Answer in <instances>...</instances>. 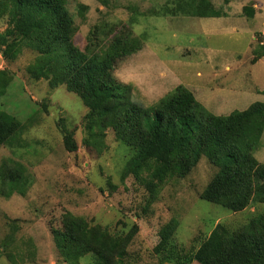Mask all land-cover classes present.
Here are the masks:
<instances>
[{
    "label": "rangeland",
    "instance_id": "1",
    "mask_svg": "<svg viewBox=\"0 0 264 264\" xmlns=\"http://www.w3.org/2000/svg\"><path fill=\"white\" fill-rule=\"evenodd\" d=\"M163 1L111 0L114 8L110 9L97 0H70L68 9L79 26L75 42L83 45L88 31L99 22L119 28L134 6L140 16L132 32L144 44L114 73L119 82L131 87L132 100L152 105L184 85L214 115L243 111L255 102L264 104L260 92L264 90V57L250 63L256 34L262 35L264 44V0H234L228 5L212 0L226 14L219 18L142 16ZM79 5L87 8L84 22L78 16ZM247 5L255 8L252 18L242 13ZM5 28L0 20V31ZM31 57L29 50H23L15 62L5 65L0 55V69L14 73L0 96V111L14 116L22 127L18 143L0 147V164L6 159L21 163L28 183L24 196H0V241L10 234L11 221L18 227L11 246L0 255V264H66L51 234V226L59 227L65 211L93 219L113 233L122 228L118 222L136 224L138 232L127 254L131 264H159L153 247L158 231L171 219L178 223L171 243L188 255L216 224L234 228L264 213L263 203L232 213L201 200L200 192L216 172L205 157L184 179L164 184L157 201L146 206L148 193L143 185L131 176L120 180L126 147L108 130L100 153L86 148V108L63 86L50 90L46 81L29 79L25 68ZM59 125L74 133L76 152L64 149ZM254 157L264 162V132ZM91 263L89 255L80 259V264Z\"/></svg>",
    "mask_w": 264,
    "mask_h": 264
},
{
    "label": "trees",
    "instance_id": "2",
    "mask_svg": "<svg viewBox=\"0 0 264 264\" xmlns=\"http://www.w3.org/2000/svg\"><path fill=\"white\" fill-rule=\"evenodd\" d=\"M69 1L1 0L0 20L6 24L0 31L3 63L11 64L23 50H29L32 57L25 68L29 79L46 81L50 90L63 86L78 97L86 108L83 145L100 153L105 148L106 133L111 130L116 142L126 147V162L118 173L120 180L131 176L143 185L148 193L146 206L157 201L159 190L169 180L188 176L201 157L216 170L200 192L201 200L232 213L264 204V162L254 157L264 132V104L255 102L243 111L214 115L184 85H178L152 105L132 100L131 87L119 82L114 73L143 47V39L132 32L140 16L137 9L129 7L127 22H121L117 29L104 22L94 25L79 46L75 42L79 26L68 9ZM97 1L114 8L111 0ZM222 1L228 5L234 0ZM86 11L85 6H78L82 22ZM242 13L252 18L255 8L244 6ZM225 15L212 0H164L142 13L145 19ZM255 36L257 46L251 64L264 57L262 35ZM13 78V71L0 69V96ZM260 92L264 95V90ZM59 130L64 149L70 154L76 152L74 133L63 125ZM21 132L14 116L0 111V147L18 143ZM25 173L21 163L3 160L0 196H24L28 188ZM11 222L10 234L0 241V255L14 240L18 227ZM118 224L122 228L113 233L93 219L65 211L59 227L51 226L55 249L66 264H80L87 255L92 258L91 264H131L127 254L138 227ZM177 226V221L171 219L157 233L153 254L159 264H264V213L234 228L216 224L207 236L198 239L188 255L176 251L171 243Z\"/></svg>",
    "mask_w": 264,
    "mask_h": 264
}]
</instances>
